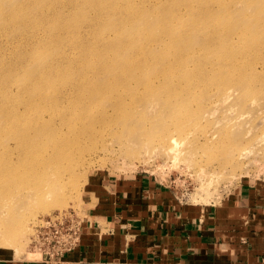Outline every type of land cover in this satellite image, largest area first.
<instances>
[{
  "label": "rangeland",
  "instance_id": "374dc122",
  "mask_svg": "<svg viewBox=\"0 0 264 264\" xmlns=\"http://www.w3.org/2000/svg\"><path fill=\"white\" fill-rule=\"evenodd\" d=\"M127 3L103 15L74 0H0V87L9 105L29 98L22 124L32 130L25 143L0 145V249L19 258L41 260L33 243L42 218L86 217L101 181L146 174L199 205L264 186V0H144L130 32L106 28ZM57 4L65 19L54 18ZM136 33L142 41L132 42ZM23 73L31 96L5 84ZM160 123L167 134L154 133ZM42 188L55 195L39 197Z\"/></svg>",
  "mask_w": 264,
  "mask_h": 264
},
{
  "label": "crops",
  "instance_id": "0c3cea01",
  "mask_svg": "<svg viewBox=\"0 0 264 264\" xmlns=\"http://www.w3.org/2000/svg\"><path fill=\"white\" fill-rule=\"evenodd\" d=\"M67 257L81 264H264V186L220 204L179 201L146 174L101 181ZM0 264H44L0 249Z\"/></svg>",
  "mask_w": 264,
  "mask_h": 264
},
{
  "label": "bare ground",
  "instance_id": "6f19581e",
  "mask_svg": "<svg viewBox=\"0 0 264 264\" xmlns=\"http://www.w3.org/2000/svg\"><path fill=\"white\" fill-rule=\"evenodd\" d=\"M75 3L80 7L81 11L84 14H88L89 13V9L91 7H95L97 9L100 10V12L105 15L107 13H116L117 11L114 10V6L113 4H115L117 1L119 0H95L94 2H92L91 0H74ZM122 1V0H121ZM128 3L126 5L123 4L125 10H126V15L122 18H117L115 20L110 19V17H108L109 22H105L104 26L106 28H112V27H118V28H122V27H126L127 31L130 32L132 25L135 22V18L137 16H139L142 12H145V3L144 0H142L139 4H134L133 2H131L130 0H127ZM92 2V3H91ZM45 6V4H43ZM177 5L178 4H174L173 2V8L177 9ZM139 7V8H138ZM56 13H57V17L54 15L55 19H65L64 15L58 10V4L56 5ZM195 14V13H193ZM206 18H208V15L205 16ZM51 22L50 24V29L53 32V35L57 34L56 33V25H55V20L53 18H48ZM162 24L164 25H169L170 22H166L165 20H161ZM35 23L33 24V26H35ZM149 23V18H142L140 20V24L143 27H146ZM143 39V34H134L132 35V42H136V41H142ZM41 45L43 47H48L47 42L46 41H41ZM135 45V43L129 44L128 46H126L123 50H129L131 49L133 46ZM37 49L41 52L43 51V48H40L37 46ZM127 57V56H125ZM123 57L120 61L122 67L123 66H131L132 68L134 67V62L129 63L128 61H124ZM36 69L39 72L38 76L40 77L39 79V83H41L42 81H44L45 79H47L49 77V73L47 69V65H43L41 67H39V65H37ZM204 73H207L206 71H203ZM234 72V70H231L227 67H222L219 69L218 73L220 74H232ZM188 81L191 80H195V73L192 72L191 76H188ZM234 83H238V84H243L241 82L240 79L236 80H232ZM14 83V85L18 88V91L16 92L18 93H24L27 94L28 96H31V86L33 85V83L30 81V79L28 78V75L26 73H23V75H17L16 77H14L13 79H6L5 84H10V83ZM228 83V82H227ZM9 101L14 102V99H10L9 98V93H6V87L2 88L0 87V145H6L9 144L10 140H20L21 142H27L28 138H30V132L31 130V126H26L25 124H22L23 120H26L29 116L28 113L30 112V110L28 109L29 106V98L26 99V101L22 102V106L21 107H17L16 104L12 103L11 105H9ZM33 120L35 121L36 125L38 123V118H33ZM31 121V120H30ZM33 126V125H32ZM154 133L157 135H162V134H167V128L162 126V123H160L158 126L155 127L154 129ZM168 139L174 143H176V138L174 137V134H168ZM22 150V149H21ZM22 154V153H21ZM12 170L8 171L4 178L7 180H11V179H15L18 175L12 174ZM20 172L22 173L23 171L20 170ZM2 175V174H1ZM12 181V180H11ZM51 180H48L47 184H51ZM53 192V195H55V192L52 191L49 188L46 189H41L38 191V195L39 197H43V196H51ZM0 197L1 199H4L7 197V194H5V192H0Z\"/></svg>",
  "mask_w": 264,
  "mask_h": 264
},
{
  "label": "built area",
  "instance_id": "2783aa9c",
  "mask_svg": "<svg viewBox=\"0 0 264 264\" xmlns=\"http://www.w3.org/2000/svg\"><path fill=\"white\" fill-rule=\"evenodd\" d=\"M42 218L34 238V247L41 251L44 264H81L67 257L80 243L83 217L56 212Z\"/></svg>",
  "mask_w": 264,
  "mask_h": 264
}]
</instances>
